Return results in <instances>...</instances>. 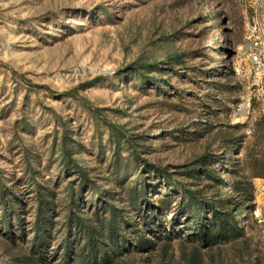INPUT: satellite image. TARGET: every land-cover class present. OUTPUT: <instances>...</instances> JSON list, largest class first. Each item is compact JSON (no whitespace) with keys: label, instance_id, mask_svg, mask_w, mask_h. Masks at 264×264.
Returning <instances> with one entry per match:
<instances>
[{"label":"rangeland","instance_id":"374dc122","mask_svg":"<svg viewBox=\"0 0 264 264\" xmlns=\"http://www.w3.org/2000/svg\"><path fill=\"white\" fill-rule=\"evenodd\" d=\"M256 12L264 21V0H0V168L21 197L24 220L21 230L10 210L11 238L0 203V264H18L17 251H32L36 191L24 146L38 155L40 181L54 194L53 232L41 247L45 264L61 262L62 200L71 183L80 186L79 174L61 166L63 121L81 143L78 155L93 166L107 167L118 136L121 153L130 152L127 137L143 157L170 171L197 167L194 161L207 154L201 166L231 181L238 177L233 169L248 174L257 160L264 162L263 84H256L244 52ZM138 174H129L125 187ZM253 182L255 205L241 222L244 236L201 244L173 201L163 216V238L146 233L156 247H138L130 231L124 256L112 264H264V224L254 215L259 208L264 217V172ZM83 195L91 210L90 186ZM71 264H78L75 254Z\"/></svg>","mask_w":264,"mask_h":264},{"label":"trees","instance_id":"16d2710c","mask_svg":"<svg viewBox=\"0 0 264 264\" xmlns=\"http://www.w3.org/2000/svg\"><path fill=\"white\" fill-rule=\"evenodd\" d=\"M155 84L160 83L157 81ZM62 124L61 166L79 174L80 186L77 190L74 183H71L62 200L66 235L63 240L65 251L60 256L59 264H71L74 254L78 257V264H112L124 256L123 249L126 247L130 231L136 235L138 247L154 249L156 242L147 237L146 233L151 231L156 238H163L160 236L163 216L173 201L179 203L180 214L185 216L183 224L186 230H190L189 236L196 235L201 244L212 245L245 235L241 222L247 219V213L255 205L253 178L264 172V162L261 160L255 162L254 169L248 174L233 169V176L238 177L227 181V178L216 170L203 168L207 162V154H202L194 161L200 163L197 167L170 171L167 166L161 167L143 157L137 142L127 137L130 152L126 155L121 153L123 142L118 136L115 144L111 145L114 151L109 157L107 167L102 164L93 166L88 157L78 155L81 143L76 144L70 137L73 132L70 121H63ZM82 146L86 148L85 145ZM233 147L234 142L230 141L229 148ZM23 148L26 154L25 171L36 191L32 251H17L16 257L11 251L5 252L13 255L18 264H45L46 258L41 247L48 246V239L53 232L54 194L46 179L40 181L41 169L34 159L38 155L33 157L29 147ZM99 148L104 152L103 145ZM103 157V154L99 157L101 161ZM93 172H98V176H92ZM132 172L139 174L133 180L132 187L127 188L125 182ZM150 172L152 178L147 175ZM101 174L106 175L103 179L108 185L106 188L100 183V177L103 176ZM175 175H180L181 179L178 180ZM185 176H189L190 183H185ZM11 182V179L8 180L2 174L0 168V203L4 209L2 217L8 227L7 234L12 238L14 228L9 217L10 210L18 220L21 230H24V220L19 203L21 197ZM87 186H90L93 194L91 210L83 205V192ZM226 186L236 191L241 199L234 201L230 197L231 194L227 196ZM153 188L163 193L154 195L151 193ZM132 211L136 213L131 216ZM140 221L145 229L140 226ZM160 251L162 254L167 253V243L162 244Z\"/></svg>","mask_w":264,"mask_h":264},{"label":"built area","instance_id":"2783aa9c","mask_svg":"<svg viewBox=\"0 0 264 264\" xmlns=\"http://www.w3.org/2000/svg\"><path fill=\"white\" fill-rule=\"evenodd\" d=\"M256 13V17L248 24L244 52L256 84L262 83L264 92V21L259 19V12ZM254 215L259 223L264 224L259 208H255Z\"/></svg>","mask_w":264,"mask_h":264}]
</instances>
